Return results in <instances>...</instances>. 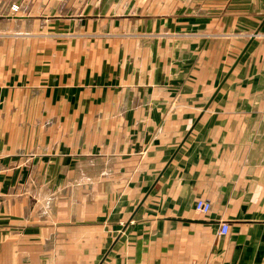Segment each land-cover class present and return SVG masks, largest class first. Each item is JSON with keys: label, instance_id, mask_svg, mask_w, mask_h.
<instances>
[{"label": "crops", "instance_id": "1", "mask_svg": "<svg viewBox=\"0 0 264 264\" xmlns=\"http://www.w3.org/2000/svg\"><path fill=\"white\" fill-rule=\"evenodd\" d=\"M0 264H264V0H0Z\"/></svg>", "mask_w": 264, "mask_h": 264}, {"label": "built area", "instance_id": "2", "mask_svg": "<svg viewBox=\"0 0 264 264\" xmlns=\"http://www.w3.org/2000/svg\"><path fill=\"white\" fill-rule=\"evenodd\" d=\"M18 6L16 4L12 5V10H17ZM211 205L208 201L203 199H198L194 203V209L201 213H207L210 211ZM229 225L226 222H221L219 226V233L226 234L228 232Z\"/></svg>", "mask_w": 264, "mask_h": 264}, {"label": "rangeland", "instance_id": "3", "mask_svg": "<svg viewBox=\"0 0 264 264\" xmlns=\"http://www.w3.org/2000/svg\"><path fill=\"white\" fill-rule=\"evenodd\" d=\"M17 6H18V5H17ZM10 9H11V11H13V12H15V11H16V10H15V11H14V10H12V6L10 7Z\"/></svg>", "mask_w": 264, "mask_h": 264}]
</instances>
